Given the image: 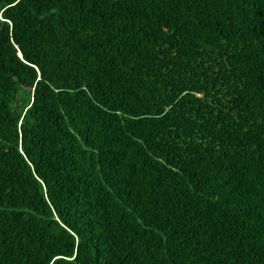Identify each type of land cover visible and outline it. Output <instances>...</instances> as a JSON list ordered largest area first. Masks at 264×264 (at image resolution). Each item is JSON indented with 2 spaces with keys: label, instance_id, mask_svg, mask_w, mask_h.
<instances>
[{
  "label": "trees",
  "instance_id": "obj_1",
  "mask_svg": "<svg viewBox=\"0 0 264 264\" xmlns=\"http://www.w3.org/2000/svg\"><path fill=\"white\" fill-rule=\"evenodd\" d=\"M0 264H264V0H0Z\"/></svg>",
  "mask_w": 264,
  "mask_h": 264
},
{
  "label": "snow or ice",
  "instance_id": "obj_2",
  "mask_svg": "<svg viewBox=\"0 0 264 264\" xmlns=\"http://www.w3.org/2000/svg\"><path fill=\"white\" fill-rule=\"evenodd\" d=\"M12 2L14 3L15 2V0H12ZM3 20H4V22H5V25H7V24H10L11 23V20L7 17V16H5V17H3ZM34 67H35V65H33Z\"/></svg>",
  "mask_w": 264,
  "mask_h": 264
}]
</instances>
